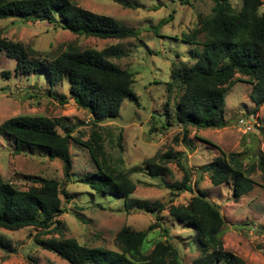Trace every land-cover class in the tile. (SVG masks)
Segmentation results:
<instances>
[{
  "label": "rangeland",
  "instance_id": "rangeland-1",
  "mask_svg": "<svg viewBox=\"0 0 264 264\" xmlns=\"http://www.w3.org/2000/svg\"><path fill=\"white\" fill-rule=\"evenodd\" d=\"M74 1L82 8L112 16L138 29L139 35L99 39L72 34L47 21L7 18L0 19V36L22 43L45 60L52 59L71 44L97 50L119 45L123 55L111 61L133 72L134 95L123 100L116 117L94 123L92 116L70 98L66 76L51 86L45 72L20 73L15 69V60L0 51V125L15 116L52 119L60 134L69 130L72 161L67 179L60 160H50L44 151L32 148L16 154L13 141L0 135V176L20 190L38 185L41 178L56 180L60 184L59 197L64 210L56 217L58 228L50 233L35 227L17 231L0 228V235L9 239L16 249L12 253L0 249V264H68L37 246L34 242L37 237H70L85 246L117 250L115 236L121 227L145 230L156 219V227L143 243L144 252L155 242L166 240L176 247L183 264H194L199 257L202 239L198 232L174 221L166 210L157 216L136 209L125 211L122 198L95 193L79 181L95 170L84 145L93 131L100 134L107 163L135 182L131 198L165 205L185 204L198 191H203L219 205L224 218L221 233L224 248L248 264H264V179L260 171L255 169L250 174L251 189L238 199L232 195L231 184L215 186L210 183L209 175L200 171V166L209 163L220 151H244L246 166L256 164L258 154L264 153V104L255 109L249 98L251 84L246 77L235 74L225 94V127H191L189 145H185L181 127L174 120L175 91H166L171 63L178 60L177 56L189 61L191 50H201L203 34L196 38V45L183 38L198 27L199 17L210 15L213 0ZM228 1L234 10H239L243 3V0ZM124 2L135 7H124ZM259 10L264 11V0ZM60 95L65 97L64 103L58 101ZM241 117L251 121L250 131L244 132L238 124ZM167 150L183 152V162L190 168L192 191L171 193L163 186V182L181 180L182 172L175 162L166 164L170 170L167 173L163 171L156 178L148 175L145 161Z\"/></svg>",
  "mask_w": 264,
  "mask_h": 264
},
{
  "label": "trees",
  "instance_id": "trees-1",
  "mask_svg": "<svg viewBox=\"0 0 264 264\" xmlns=\"http://www.w3.org/2000/svg\"><path fill=\"white\" fill-rule=\"evenodd\" d=\"M213 2L210 15L199 17L198 27L183 38L196 45V38L203 34L201 50H191L189 61L177 56L178 60L171 63L170 80L166 83L168 93L175 91L174 120L181 127L185 145H189L191 127H225V94L235 74L246 77L251 84L249 98L255 109L264 104V11L259 10L262 0H243L239 10H234L228 0ZM122 5L135 7L126 2ZM7 18L47 21L72 34L99 39L139 35L138 29L112 16L82 8L74 0H0V19ZM0 51L15 60V69L20 73L45 72L51 86L66 76L70 98L92 116L94 123L116 117L123 100L134 95L133 72L111 61L123 55L119 45L97 50L71 44L52 59L45 60L22 43L0 36ZM57 99L60 103L66 100L63 95ZM56 127V121L45 116H15L1 123L0 135L13 141L16 154L32 148L44 151L50 160H60L64 176L69 179L72 167L69 130L60 134ZM84 145L95 170L79 181L93 192L122 198L125 211L136 209L157 216L166 210L174 221L195 229L202 239V249L194 264H248L224 248L221 235L224 218L219 205L208 199L203 191H198L185 204L165 205L131 198L135 182L107 163L100 134L93 131ZM245 157L244 151H220L209 163L200 166V171L207 173L215 186L231 184L232 195L238 199L251 189L249 176L255 169L264 179V153L258 154L255 165L246 166ZM168 162H175L182 178L172 183L163 182V186L171 193L192 191L190 168L184 164L181 151L167 150L147 159L148 175L156 178L163 171L169 172ZM60 193V184L54 179L41 178L38 185L20 190L0 176V228L17 231L35 227L49 233L57 229L56 217L64 211ZM156 224L157 219L145 230L136 231L129 226L121 227L115 236L117 250H100L63 236L37 237L34 242L68 264H183L176 247L166 240L157 241L151 249L143 251V243ZM0 249L16 252L11 241L2 235Z\"/></svg>",
  "mask_w": 264,
  "mask_h": 264
},
{
  "label": "built area",
  "instance_id": "built-area-1",
  "mask_svg": "<svg viewBox=\"0 0 264 264\" xmlns=\"http://www.w3.org/2000/svg\"><path fill=\"white\" fill-rule=\"evenodd\" d=\"M251 118V117H250ZM238 124L240 125V127H243V131L244 132H248L251 130L252 128V123L249 119L245 118V117H241L238 120Z\"/></svg>",
  "mask_w": 264,
  "mask_h": 264
}]
</instances>
